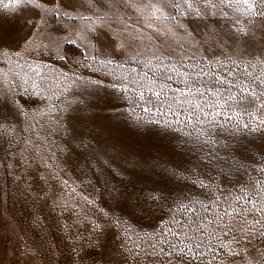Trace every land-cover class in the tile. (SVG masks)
<instances>
[{
    "label": "snow or ice",
    "instance_id": "6c2138e0",
    "mask_svg": "<svg viewBox=\"0 0 264 264\" xmlns=\"http://www.w3.org/2000/svg\"><path fill=\"white\" fill-rule=\"evenodd\" d=\"M11 2L33 10L42 8L53 20L87 22L84 30L95 33L90 44L92 62L100 67L112 65L109 57L125 47L123 41L113 46L104 27L80 11V0ZM116 2L134 9L145 20H171L177 27H184L181 19L215 16L220 6L246 21L264 19V0ZM169 7L176 14H166ZM145 26L152 27L150 23ZM237 32L239 37L249 36L246 26L238 27ZM5 49L0 38V59L14 62L21 71L0 72V179L7 176L25 196L32 195L34 183L39 182L38 196L51 199L61 212H69L74 223H87L86 243L78 248L81 264H112L114 254L119 255L121 264H223L227 257L254 247L253 242L264 244V178L245 180L246 173L241 175L244 164L234 158L231 145L222 144L216 136V131L226 126H264V51L227 61L206 57L172 60L163 55L132 61L146 63L147 70L124 78L126 86L118 91L133 103V115L139 109L147 118L137 116L126 122L127 127L137 136L150 135L148 125L178 133L170 148L159 145L157 151L163 149L184 162L162 164L159 157L149 160L133 151L134 141L120 128V107L104 91L117 90L116 84L85 80L91 87L62 110L67 115L52 122L56 105L42 111L31 107L45 90L39 66L27 65L31 74L24 72L27 62L15 59L21 55L19 50ZM222 150L227 154L222 156ZM73 169H79L80 175L70 180L67 175ZM145 171L160 176L156 186L141 189L135 196L126 193L124 181ZM98 188L108 194L113 205L99 210L102 219H88L85 207L97 204ZM157 213H163L160 223L139 226L140 221L151 222ZM70 227L65 224L66 229ZM109 243L114 247L106 248ZM255 250L264 264V250Z\"/></svg>",
    "mask_w": 264,
    "mask_h": 264
},
{
    "label": "rangeland",
    "instance_id": "374dc122",
    "mask_svg": "<svg viewBox=\"0 0 264 264\" xmlns=\"http://www.w3.org/2000/svg\"><path fill=\"white\" fill-rule=\"evenodd\" d=\"M46 2L47 0H41V3ZM77 6L83 14L91 16L96 25L104 27L112 38L113 46L123 41L124 49H116V54L109 57L113 60L112 65L100 67L99 64H93L91 57L94 53L90 44L94 43L91 37L95 33L84 30L83 25L87 22L57 21L42 8L33 10L11 0L0 2V38L6 46L5 50L7 47L17 48L21 55L15 59L21 64L27 62L23 71L31 74L27 65H32L33 68L39 66L44 78L43 97L31 106L32 110L39 107L42 111L56 105L50 117L55 122L56 117L67 115L62 110L79 99V94L85 88L91 87L84 84L85 80H101L105 85L116 84L117 90L107 88L104 91L120 107V128L134 141L133 151L149 160L159 157L162 164L184 162V158L172 157L163 149L157 151L159 145H168L170 148L176 142L178 133H166L157 125H148L150 135L137 136L134 130L127 127L126 122L130 123L137 116L147 118L139 109L133 115V103L123 99L126 94L118 91L126 86L124 78L130 79L137 73L142 75L147 70L146 63L132 61L154 60L160 55L172 60L187 61L189 57H206L209 60L227 61L229 57L264 51V19L246 21L245 17H237L232 9L223 6L216 9L215 16L209 15L203 20L181 19L180 23L184 27L175 26V22L171 20H145L134 9L117 3L116 0H80ZM165 13L176 14L170 7L165 8ZM97 16L104 19H97ZM149 23L152 27L145 26ZM241 26L249 29L247 38L239 37L237 28ZM169 28L172 29L171 32ZM70 40L75 41V44L69 43ZM80 53H88V56ZM61 56L66 58L61 60ZM13 69L21 71L14 62L0 59V72L10 74ZM61 73H67L69 77L74 76L76 79H66ZM127 95L130 96L131 93ZM39 118L37 115V119ZM47 121L48 118L45 119L46 123ZM216 136L222 144H230L234 158L244 164L241 175L246 173L245 180L264 178V171H261L264 169V126L257 127L253 124L250 128L238 129L226 126L217 130ZM226 154L222 150L221 155ZM193 162H197L195 157ZM201 167L209 169L207 165ZM212 171L214 174V166ZM79 175V169H73L67 178L72 180ZM159 180L160 176L156 173H137L131 177V181H124L127 185L125 192L138 195L141 189L156 186ZM34 187L36 191L25 196L7 176L0 179V264H81L78 248L86 243L87 223H74L75 218L69 212H61L51 199L36 194L41 189L39 182H35ZM171 187L177 188V185L172 184ZM96 200L94 207H85L88 219H102L99 210L109 209L113 205L108 194L99 188ZM162 216L163 213H157L151 222L140 221L139 226L147 228L150 224L160 223ZM65 224L71 227L66 229ZM253 245L254 247H246L239 256L227 257L223 264H261L260 252L255 249L264 250V244L253 242ZM113 247L112 243L106 245L108 249ZM111 259L112 264H121L119 255L114 254Z\"/></svg>",
    "mask_w": 264,
    "mask_h": 264
}]
</instances>
